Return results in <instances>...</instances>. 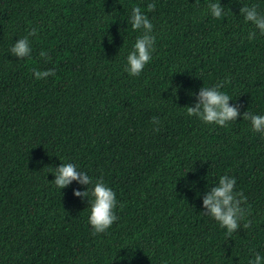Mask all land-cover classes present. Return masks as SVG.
Returning <instances> with one entry per match:
<instances>
[{"label": "trees", "instance_id": "16d2710c", "mask_svg": "<svg viewBox=\"0 0 264 264\" xmlns=\"http://www.w3.org/2000/svg\"><path fill=\"white\" fill-rule=\"evenodd\" d=\"M0 0V264H248L264 256V139L242 120L264 114V36L240 8L264 0ZM154 3L152 11L147 4ZM133 7L156 37L139 76L125 71L138 32ZM33 28L32 52L9 54ZM46 52L50 60L41 56ZM55 75L37 80L32 70ZM222 84L240 109L221 128L187 117L205 85ZM173 89H178L173 95ZM155 122V123H154ZM74 163L116 193L118 219L102 234L87 223L73 182L54 169ZM247 198L230 238L201 213L220 176ZM122 258V259H121Z\"/></svg>", "mask_w": 264, "mask_h": 264}, {"label": "clouds", "instance_id": "9594fccd", "mask_svg": "<svg viewBox=\"0 0 264 264\" xmlns=\"http://www.w3.org/2000/svg\"><path fill=\"white\" fill-rule=\"evenodd\" d=\"M154 7V3L147 4L148 11H152ZM206 8L207 14L215 19L226 14L220 0H209ZM240 17L245 24H251L254 28L253 31L248 32L247 39L249 41L256 38V30H258L259 35L264 36V14L258 10L256 4H244L240 8ZM127 23L139 35L136 36L127 52L124 71L129 76L136 77L151 61L156 37L153 35V25L149 17L140 7L132 8ZM36 34L37 29L33 28L26 36L19 38L10 47L9 54L20 60L29 57L32 52L29 37L36 36ZM41 56L46 60L51 59L43 51ZM32 75L35 79L40 80L55 75V72L52 69L44 71L33 69ZM222 87V84H217L215 87L203 85L198 93L194 94V105L186 107L185 115L189 118L196 117L204 125H215L221 128L236 122L238 116L241 115L240 109L229 104L232 99L225 91L220 90ZM177 90L173 89V95L176 94ZM242 120L249 121L250 130L264 139V114L247 110L243 113ZM50 173L54 179L49 183L61 192L73 182L86 186L85 191L75 189L73 195L76 198L87 199V208L89 209L87 223L94 234L105 233L118 219L115 212L118 203L116 193L102 178L94 180L87 172L80 170L77 165L71 162L62 163L54 169V172ZM214 185L203 194L201 213L217 222L219 228L223 229L225 236L229 238L238 229L249 228L251 222H243L246 210L242 205L247 198L242 192L235 191L236 180L224 175L220 176ZM248 264H264V256L256 254L249 260Z\"/></svg>", "mask_w": 264, "mask_h": 264}]
</instances>
